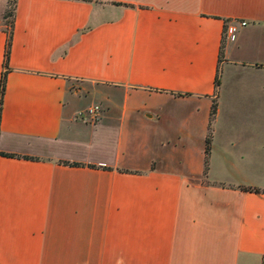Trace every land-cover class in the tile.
<instances>
[{
  "label": "crops",
  "instance_id": "0c3cea01",
  "mask_svg": "<svg viewBox=\"0 0 264 264\" xmlns=\"http://www.w3.org/2000/svg\"><path fill=\"white\" fill-rule=\"evenodd\" d=\"M14 2L0 264H263L264 0Z\"/></svg>",
  "mask_w": 264,
  "mask_h": 264
},
{
  "label": "trees",
  "instance_id": "16d2710c",
  "mask_svg": "<svg viewBox=\"0 0 264 264\" xmlns=\"http://www.w3.org/2000/svg\"><path fill=\"white\" fill-rule=\"evenodd\" d=\"M14 8H15L14 0L12 1L11 4L8 1L6 9L3 13V19H5V20L9 16H11V21L9 22V24L4 23V24H6L7 28L9 29L8 34H7L6 43H5V50H4V62H3V64L5 67H7V62H8L9 52H10L11 32H12L11 28H12ZM219 83H220V73H219V70H217V73L215 76V89H216V91L218 89ZM4 87H5V72H2L1 76H0V112H1L3 94H4ZM215 113H216V101L213 100V103L211 105V110H210V116H209V131H208V134L205 138V171H206L207 158H208V154H209V150H210V143H211V136H212L211 135V124H212V121L214 119ZM0 154L5 155V156H13L12 154L2 153V152H0ZM240 189L258 191L257 188L244 187V186L240 187Z\"/></svg>",
  "mask_w": 264,
  "mask_h": 264
},
{
  "label": "built area",
  "instance_id": "2783aa9c",
  "mask_svg": "<svg viewBox=\"0 0 264 264\" xmlns=\"http://www.w3.org/2000/svg\"><path fill=\"white\" fill-rule=\"evenodd\" d=\"M246 24L247 21L245 20H240L235 23L225 24V28L223 30V36H227L235 33L240 26H244ZM102 111L103 108L100 104H94L89 106L83 111H79L76 114V116L85 122L94 123L100 118Z\"/></svg>",
  "mask_w": 264,
  "mask_h": 264
},
{
  "label": "rangeland",
  "instance_id": "374dc122",
  "mask_svg": "<svg viewBox=\"0 0 264 264\" xmlns=\"http://www.w3.org/2000/svg\"><path fill=\"white\" fill-rule=\"evenodd\" d=\"M8 1L11 4L13 0H8ZM10 21H11V16H9L6 20L5 19L2 20V22L6 24H9Z\"/></svg>",
  "mask_w": 264,
  "mask_h": 264
}]
</instances>
